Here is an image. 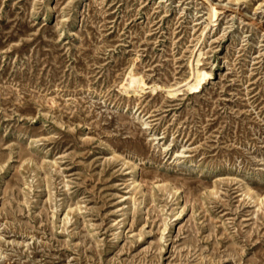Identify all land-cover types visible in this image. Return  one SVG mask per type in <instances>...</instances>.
<instances>
[{"label":"rangeland","instance_id":"rangeland-1","mask_svg":"<svg viewBox=\"0 0 264 264\" xmlns=\"http://www.w3.org/2000/svg\"><path fill=\"white\" fill-rule=\"evenodd\" d=\"M0 264H264V0H0Z\"/></svg>","mask_w":264,"mask_h":264},{"label":"bare ground","instance_id":"bare-ground-1","mask_svg":"<svg viewBox=\"0 0 264 264\" xmlns=\"http://www.w3.org/2000/svg\"><path fill=\"white\" fill-rule=\"evenodd\" d=\"M210 75L209 72L198 69L196 70V79L190 84V89L198 91L201 87L203 81ZM138 82V78L135 73L130 72V76L127 78V82L124 84V88L128 90L129 88H135V83Z\"/></svg>","mask_w":264,"mask_h":264}]
</instances>
